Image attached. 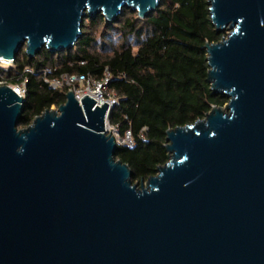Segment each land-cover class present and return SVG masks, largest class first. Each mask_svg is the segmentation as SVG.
<instances>
[{
  "label": "water",
  "instance_id": "water-1",
  "mask_svg": "<svg viewBox=\"0 0 264 264\" xmlns=\"http://www.w3.org/2000/svg\"><path fill=\"white\" fill-rule=\"evenodd\" d=\"M161 0H0V66L69 51L85 17L139 21ZM208 82L229 98L167 131L168 162L133 183L112 111L73 92L19 129L0 86V264H264V0H209Z\"/></svg>",
  "mask_w": 264,
  "mask_h": 264
},
{
  "label": "trees",
  "instance_id": "trees-1",
  "mask_svg": "<svg viewBox=\"0 0 264 264\" xmlns=\"http://www.w3.org/2000/svg\"><path fill=\"white\" fill-rule=\"evenodd\" d=\"M208 1L161 0L144 21L128 10L114 24L102 16L85 17L82 38L73 49L52 54L45 48L33 59L21 50L12 69H0V77L10 85L28 79L19 127H28L46 110L65 103V94L53 90L46 76L85 74L100 79L109 70L110 88L120 99L109 122L122 134L131 130L135 139L133 147L119 146L116 159L129 165L133 183L155 176L169 160L167 131L193 125L229 101L213 94L208 82L205 46L226 37V31L218 32L212 24Z\"/></svg>",
  "mask_w": 264,
  "mask_h": 264
},
{
  "label": "built area",
  "instance_id": "built-area-1",
  "mask_svg": "<svg viewBox=\"0 0 264 264\" xmlns=\"http://www.w3.org/2000/svg\"><path fill=\"white\" fill-rule=\"evenodd\" d=\"M14 67V66H13ZM12 67V68H13ZM6 66H0L1 70L12 69ZM27 73H33L32 70L27 69ZM48 72L45 73L47 75ZM45 82L50 85L53 90L62 92L66 95L69 92L75 94L76 99L81 103L85 96H89L96 101L98 106H102L105 103L109 105V111L112 112L119 104V97L117 93L110 88L113 82V76L106 70L103 77L96 79L90 75L85 74H63L59 77L48 79L46 76ZM0 86H9L14 92L21 98H27V86L28 79L25 78L21 84H8L5 80L0 77ZM111 116V115H110ZM110 117L107 120L106 133L112 135L119 146L133 147L135 145V139L131 130L126 131L124 134L120 132V127L111 125L109 122ZM144 129L143 131H145ZM140 138L144 139L145 135L142 133Z\"/></svg>",
  "mask_w": 264,
  "mask_h": 264
},
{
  "label": "rangeland",
  "instance_id": "rangeland-1",
  "mask_svg": "<svg viewBox=\"0 0 264 264\" xmlns=\"http://www.w3.org/2000/svg\"><path fill=\"white\" fill-rule=\"evenodd\" d=\"M101 32H102V29H101ZM101 32H99L98 38H100ZM229 33H230V31H229V30H226V37L228 36ZM6 67H7V66H6ZM52 109L57 110L56 107H52ZM18 128H19V129H22L21 127H18ZM138 185H139V183H138Z\"/></svg>",
  "mask_w": 264,
  "mask_h": 264
}]
</instances>
